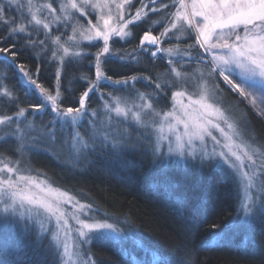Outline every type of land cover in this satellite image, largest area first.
Segmentation results:
<instances>
[{
  "label": "snow or ice",
  "instance_id": "snow-or-ice-1",
  "mask_svg": "<svg viewBox=\"0 0 264 264\" xmlns=\"http://www.w3.org/2000/svg\"><path fill=\"white\" fill-rule=\"evenodd\" d=\"M136 3L0 0V31L5 32L0 44L12 41L0 46V54L19 69L25 97L35 93L38 98L37 103L22 106L15 86L4 83L7 73L0 71V104L7 105L0 108V251L12 258L10 264H21L20 252L29 254L32 264H97L91 251L94 242L111 240L119 245L124 239L114 224L96 218L99 208L82 203L33 168L32 156L41 151L57 160L66 155L61 162L77 168L95 153L107 151L120 159L128 151L141 150L154 166L176 167L185 175L199 171L201 181L205 171L226 169L237 194V215L213 236L223 237L229 246L232 233L242 228L240 249L264 258V243L257 241L255 226L264 213V134L251 126L246 114L234 116L224 105L219 86L227 85L264 118V0H138L139 7ZM161 13L158 20L148 19ZM145 23L148 28L139 36L137 48L128 53L113 50L111 43L136 38L133 29ZM160 27L163 30L153 34ZM53 31L59 34L53 36ZM172 40L174 46L162 47ZM185 40L191 42L182 47ZM83 41L89 47L100 42L103 46L93 54L81 47ZM23 49H39L32 53L37 60L51 53L49 59L57 64L54 89L41 86L30 69L17 64ZM139 53L165 61L164 71L118 78L106 73L109 60L139 64ZM89 57L94 78L81 76L87 88L76 106L64 107L60 88L65 65ZM137 83L151 91H140ZM102 86L119 94L103 93ZM94 94L101 101L99 108L89 107ZM40 113L52 118L29 119ZM101 114L104 120L99 119ZM113 120L133 125L136 134L114 127ZM206 210L202 200L200 211ZM122 254L130 264H173L171 256L155 251L150 261H140L126 249ZM179 264H193L191 256L185 253Z\"/></svg>",
  "mask_w": 264,
  "mask_h": 264
},
{
  "label": "trees",
  "instance_id": "trees-1",
  "mask_svg": "<svg viewBox=\"0 0 264 264\" xmlns=\"http://www.w3.org/2000/svg\"><path fill=\"white\" fill-rule=\"evenodd\" d=\"M147 28L146 23L134 28L136 38L128 42L116 40L113 49L121 53L131 52L137 48L139 36ZM3 35L5 32L0 31V36ZM11 43L9 40L8 44L0 46L7 47ZM20 43H24L22 38ZM19 47L20 44H17V48ZM34 51L38 49H23L17 64H24L31 72L39 67V73L35 77L37 82L40 84L43 81V85L50 86L55 77L53 64L46 58L34 59ZM158 66V62L153 61L150 56L139 53V64L122 65L109 60L104 69L108 75L118 77L152 73L161 68ZM146 68L149 71H145ZM77 70L79 69L73 63L65 65L61 80L65 106H76L75 97L85 90L79 86L80 80L76 81L79 75ZM0 71L7 73L8 85L15 86V91L23 102H38L35 93L25 97L19 69L12 66L5 54H0ZM70 81L71 87H74L71 95L67 90ZM232 98L237 100L233 96ZM244 107L251 126L264 134V120L250 107ZM5 148L8 145L5 144ZM150 161V155L141 150H131L120 159L107 154L96 155L85 168L73 170L48 152L41 151L32 156V165L44 172L55 184L99 208L102 219L112 221L133 234L135 243L131 244L120 242L115 245L111 240L94 242L91 251L97 264H130V260L122 254V249L134 254L140 261H150L151 254L155 251L165 257L171 256L173 264H179L185 253L191 256L193 264H262L264 258L240 249L245 235L242 228H237L232 233V244L229 246H225L223 237L213 236L214 232L237 215V194L226 169L205 171L201 181L199 171L185 175L176 167L164 170ZM202 200L207 202L205 213L200 211ZM213 224L217 225L216 229H213ZM255 226L257 241L264 243V213L260 214ZM15 234L19 236L18 229ZM11 260L8 254L0 251V264H10ZM19 260L21 264H32L30 255L24 252L19 253Z\"/></svg>",
  "mask_w": 264,
  "mask_h": 264
},
{
  "label": "rangeland",
  "instance_id": "rangeland-1",
  "mask_svg": "<svg viewBox=\"0 0 264 264\" xmlns=\"http://www.w3.org/2000/svg\"><path fill=\"white\" fill-rule=\"evenodd\" d=\"M169 2V0H161V3H168ZM140 5H139V3H138V0H137V3H136V7H139ZM156 7H159V5H156ZM132 11L134 12L135 11V7L132 9ZM170 11H174V9H170ZM160 15H163V13H161V14H159V15H150L149 16V20H158V19H160ZM90 19H92L93 20V22H95V17H89ZM81 23H85V21L84 20H81ZM147 24V23H146ZM148 26V25H147ZM163 30V28L162 27H160V28H157L155 31H154V33L153 34H158L160 31H162ZM59 33H57L56 31H53V33H52V35L53 36H55V35H58ZM41 39H43V36H41ZM119 41V40H118ZM191 41H189V40H185V41H183L182 43H181V46L183 47L184 45H186L187 43H190ZM111 43V42H110ZM176 44V41L175 40H172V41H168V42H165L164 44H162V47H169V46H174ZM102 42H100L99 44H97L95 47H89V45H88V42L87 41H83L82 42V44H81V47L85 50V51H88V52H91V53H96L97 51H99L100 50V48H102ZM111 46H112V48H113V46H114V43H111ZM114 50V49H113ZM38 51H39V49H38ZM114 51H116V50H114ZM50 56H51V53L49 52L48 53V55L46 56V57H44V58H46V59H48L49 61H51L49 58H50ZM93 59V57H89L88 58V60H83V61H81V62H79V63H76V62H73V64L79 69V70H77L78 72H79V75H78V77H77V79H76V81L77 80H80L79 78L81 77V76H84V75H87V76H92L93 78H94V68H92V67H89L88 66V61L89 60H92ZM155 61H157L158 62V67H161V68H157L154 72H152V73H138V74H143V75H146V76H155V75H157L158 73H162L163 71H164V69H165V66H166V62L165 61H163V60H159V59H157V60H155ZM52 62V64H53V67H54V71H56V68H57V64L55 63V62H53V61H51ZM32 74H33V78L34 79H36L35 77H37V72L35 71V72H31ZM114 78H118V77H114ZM21 79L23 80V78L21 77ZM20 79V80H21ZM218 79V81H219V78H217ZM235 79V78H234ZM21 80V81H22ZM75 81V80H74ZM237 82H239V81H237ZM4 83L5 84H8V82H7V79L4 81ZM45 83V82H44ZM40 85L41 86H43L44 88H46V89H49V90H52V89H54L55 88V86H56V76L54 77V79L52 80V85H43V81L40 83ZM79 86H81L83 89H86L87 88V84L86 83H83V82H81V81H79ZM219 86H220V89L222 90V97H221V99L223 100V102H224V105L226 106V107H230L231 108V110H232V112H233V114H234V116L235 117H240L241 115H244V114H246V108L244 107V106H248V107H250L252 110H253V112L257 115V113H256V111L250 106V104H249V101L248 100H245V99H243L242 97H240L237 93H235V92H232V91H230L229 90V88H228V86L227 85H225L224 83H222V82H220V84H219ZM67 87H69V88H71V89H73L74 87H71V84L70 83H68L67 84ZM222 87H223V89H222ZM136 88L137 89H139L140 91H151V89L149 88V87H147L144 83H137L136 84ZM60 90H61V88H60ZM226 90V91H225ZM100 91L101 92H103V93H108V92H113L114 94H119V93H116L115 92V90L114 89H112V88H110V87H106V86H102L101 87V89H100ZM228 91V92H227ZM69 93H70V95L72 94V92H70L69 91ZM230 94V95H229ZM229 95V96H228ZM35 97H36V99H38L37 98V96H36V94L34 95ZM80 96V95H79ZM79 96H77V97H75L76 98V101L78 100V98H79ZM232 96L233 97H235L237 100H234L233 98H232ZM105 99H107V96H105ZM239 100V101H238ZM22 102H23V100H21ZM242 102L241 104L239 103V102ZM34 103L36 102V101H33ZM89 107L90 108H99L100 107V105H101V101L98 99V95H96V94H94V95H92L91 96V99L89 100ZM28 104H30V103H27V101L26 102H23V104H22V106H27ZM63 106L64 107H68V106H65L64 104H63ZM7 107V105H5V104H0V108H6ZM168 107H170V105H168ZM262 107H264V106H262ZM11 111H14V109H11V110H9L8 111V114H11ZM0 114H2V113H0ZM258 116V115H257ZM258 117H260V116H258ZM33 118H35L36 119V121L37 122H39V120L42 118L43 120H45V121H48V120H50L51 118H52V116L50 115V114H48V113H40V114H33V115H30L29 116V119H33ZM261 118V117H260ZM89 119H91V118H89ZM99 119L100 120H104L105 118H104V116H103V114H101V116L99 117ZM262 120H264V118H261ZM113 126L114 127H119V128H121V129H123V128H128L130 131H132V133H133V135H135L136 134V129H135V127L133 126V125H131V124H129L128 122H125L124 124H116V121L115 120H113ZM87 127V125H85V128ZM81 131H84V129L82 128L81 129ZM0 134H2V133H0ZM218 135V134H217ZM7 145V144H6ZM4 147V149H7V148H5V145L3 146ZM0 150H2V149H0ZM99 154H107V155H110V153L109 152H104V153H95V154H93L91 157H90V160L89 161H85V162H83L79 167H77V168H71L70 166H68V165H66L65 163H62L61 161H63L64 159H66V155H61V158H60V160H57V161H60L63 165H65V166H67V167H69V168H71V169H73V170H81V169H83V168H85L88 164H89V162L91 161V159L94 157V156H96V155H99ZM33 166V165H32ZM33 168H35L34 166H33ZM160 168V167H159ZM36 169V168H35ZM160 169H163V168H160ZM165 170V169H164ZM42 174H43V176L44 177H46L50 182H52V183H54L48 176H46L45 175V173L44 172H42V171H40ZM33 174H35V173H33ZM54 185L55 186H58V187H60V188H63V189H65V190H67L66 188H64V187H61V186H59V185H57V184H55L54 183ZM69 191V190H68ZM71 192V191H70ZM73 195H76V194H74L73 192H71ZM77 196V195H76ZM80 200H81V202L82 203H90V202H88V201H86V200H84V199H82V198H80L79 196H77ZM68 207V210L69 211H71V207L70 206H67ZM236 216V215H235ZM234 216V217H235ZM233 217V218H234ZM96 218L97 219H99V220H101V221H104V220H106V219H102L101 217H100V215H99V213H97L96 214ZM107 222L108 223H112V224H114L118 229H120L121 230V232H122V234H123V236H124V239L121 241L122 243H135V238H134V236H133V234L131 233V232H128V231H124L122 228H120V227H118L114 222H112V221H109V220H107ZM47 241H45V243H46Z\"/></svg>",
  "mask_w": 264,
  "mask_h": 264
}]
</instances>
